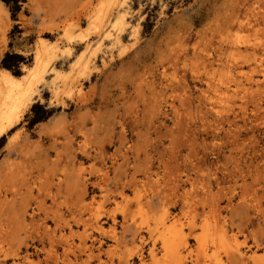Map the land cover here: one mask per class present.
<instances>
[{"label":"rangeland","instance_id":"obj_1","mask_svg":"<svg viewBox=\"0 0 264 264\" xmlns=\"http://www.w3.org/2000/svg\"><path fill=\"white\" fill-rule=\"evenodd\" d=\"M88 1L0 0V264H264V0Z\"/></svg>","mask_w":264,"mask_h":264},{"label":"bare ground","instance_id":"obj_2","mask_svg":"<svg viewBox=\"0 0 264 264\" xmlns=\"http://www.w3.org/2000/svg\"><path fill=\"white\" fill-rule=\"evenodd\" d=\"M88 1V0H87ZM99 1V0H98ZM110 1V0H109ZM122 1V0H121ZM242 2H243V0H242ZM255 2H256V0H255ZM85 3V2H84ZM88 3H89V1H88ZM97 3V2H96ZM102 3V2H101ZM110 3V2H109ZM256 4V3H255ZM80 6H81V4H79ZM88 5V4H87ZM247 5V4H246ZM84 6V5H83ZM86 6V5H85ZM253 6H254V4H253ZM93 7V6H92ZM107 7V6H106ZM245 7V6H244ZM251 6H250V4H249V7H247V8H250ZM81 9H83L82 7H80ZM108 8V7H107ZM254 8V7H253ZM99 9H100V7H99ZM252 9V8H251ZM0 10H2L1 8H0ZM103 10H105V9H103ZM247 10V9H246ZM3 11V10H2ZM1 11V12H2ZM248 11V10H247ZM253 11H255V10H253ZM243 12V11H242ZM241 12V13H242ZM259 12V11H258ZM88 13V12H87ZM238 13V12H237ZM236 12L234 13L233 12V16L235 15V14H237ZM252 13V12H251ZM253 13H255V12H253ZM253 13H252V15H253ZM260 13V12H259ZM258 13V14H259ZM73 14V13H72ZM244 14V13H243ZM247 14V13H246ZM250 14V13H249ZM263 14V13H262ZM261 14V15H262ZM230 15V14H229ZM245 15V14H244ZM243 15V16H244ZM255 15V14H254ZM253 15V16H254ZM260 15V14H259ZM260 15V16H261ZM230 16H232V15H230ZM246 16V15H245ZM248 16V15H247ZM256 16V15H255ZM254 16V17H255ZM236 17V16H235ZM93 18V17H92ZM227 18V17H226ZM226 18L224 19V20H226ZM230 18V17H229ZM243 18V17H242ZM245 18H247V17H245ZM256 18V17H255ZM261 18V17H260ZM263 18V17H262ZM231 19V18H230ZM236 19V18H235ZM235 19H233V20H235ZM238 19H239V17H238ZM252 19V18H251ZM256 19H259V17L258 18H256ZM223 20V21H224ZM249 20H250V15H249ZM263 20H264V18H263ZM121 21L123 22V20H122V18L121 17H119L118 19H116V24H119V23H121ZM229 21V20H228ZM227 21V22H228ZM231 21V20H230ZM230 21H229V23H230ZM240 21H242V20H240ZM240 21L238 20V22L240 23ZM244 24L245 23H249L250 21H248V18H247V21L244 19ZM107 22V21H106ZM112 22V21H111ZM226 22V23H227ZM232 22V21H231ZM253 22H256V20H253ZM238 23V25H240ZM242 23H243V21H242ZM257 23H258V20H257ZM262 23H264V22H262ZM223 24V23H222ZM228 24V23H227ZM236 24V23H235ZM244 24H243V27H244ZM258 24H260V22L258 23ZM232 25V24H231ZM248 25V24H247ZM225 26V25H224ZM227 26V25H226ZM246 26V25H245ZM248 26H250V24L248 25ZM254 25L252 24L251 25V27H253ZM109 27V26H108ZM228 27H230V24H229V26ZM256 27H257V24H256ZM259 27H261V26H259ZM264 26H262L261 28H263ZM46 28V27H45ZM102 28V27H101ZM245 28V27H244ZM248 28V27H247ZM254 28V27H253ZM253 30V29H252ZM261 30V29H260ZM264 30V29H263ZM74 31V30H73ZM107 31V30H106ZM109 32V31H108ZM263 32V31H262ZM264 33V32H263ZM84 34V33H83ZM87 34V33H86ZM101 37V36H100ZM104 37V36H103ZM102 37V38H103ZM255 43V42H254ZM253 43V44H254ZM89 44V43H88ZM211 44V43H210ZM256 44V43H255ZM212 45V44H211ZM256 45H258V44H256ZM261 45L263 46L264 44H262L261 43ZM39 46L40 45H38V47H37V49H36V51H35V57H34V65L31 67V68H28L27 69V71L25 72V74H23V75H21V76H15V75H12L8 70H6V69H0V137H3L4 135H6L13 127H14V125L15 124H17L18 123V121L20 120V118L22 117V115H23V113H24V111L26 110V108H28L30 105H33V103L35 102V100H34V98H41V95H40V90H39V87H37V84L38 83H41V85H45L46 84V79H45V68L47 67L46 65L48 64V61L47 60H45L46 58H45V56H48V54H49V51L47 50V48H44V46L43 47H40L39 48ZM221 46V45H220ZM219 46V47H220ZM227 46V45H226ZM259 46H260V44H259ZM258 46V47H259ZM246 47V46H245ZM249 47V46H248ZM250 47H251V45H250ZM249 47V48H250ZM258 47H253V49L254 50H256ZM260 48V47H259ZM213 49H214V47H213ZM219 49V48H218ZM218 49H217V51H218ZM238 49H239V47H238ZM252 48H250V50H251ZM75 50V49H74ZM228 50H229V48H228ZM231 50V49H230ZM233 50H235V54L236 53H239L243 58H248V57H250L249 58V60L250 59H252V60H254V61H256L257 59H256V55H255V53L258 51H253V52H251V51H249L250 52V54H249V52L247 51V54H249V55H245L246 54V51L245 52H242L240 49H239V51L238 52H236L237 50L236 49H233ZM244 50V49H243ZM249 50V49H248ZM241 51V52H240ZM33 52V51H32ZM224 52V51H223ZM234 52V51H233ZM231 53H232V51H231ZM243 53H245V54H243ZM257 54V53H256ZM216 55V54H215ZM231 55V54H230ZM237 55V54H236ZM211 56V55H210ZM224 56H226V55H224ZM234 56V55H233ZM238 56V55H237ZM262 56H264V55H262ZM200 57H201V55H200ZM205 57V56H204ZM220 57V56H219ZM43 58H45V59H43ZM120 58V57H119ZM195 58V57H194ZM202 58V57H201ZM200 58V59H201ZM216 58V57H215ZM199 59V58H198ZM198 59H196V61L198 60ZM214 59V58H213ZM237 59H238V57H237ZM259 59V58H258ZM201 60H203V59H201ZM200 60V62H203V61H201ZM212 60V59H211ZM210 60V61H211ZM216 60V59H215ZM241 60V59H240ZM243 60V59H242ZM248 60V59H247ZM252 60H250V61H252ZM121 61V60H120ZM224 61H225V63H226V60L224 59ZM232 61V60H231ZM236 61V60H235ZM260 61V60H259ZM199 62V63H200ZM207 62V61H206ZM209 62V61H208ZM237 62H239V61H237ZM75 63V62H74ZM203 63H205V62H203ZM219 63V62H218ZM224 63V64H225ZM230 63V62H229ZM240 63H243V61L242 62H240ZM201 64V63H200ZM227 64V63H226ZM225 64V65H226ZM236 64V63H235ZM248 65H249V62L247 63ZM253 64V63H252ZM258 64V63H257ZM257 64L255 65V66H257ZM208 65H210V64H208ZM221 65V64H220ZM224 65V66H225ZM228 65V64H227ZM240 64L238 63V66H239ZM207 66V65H206ZM252 66V65H251ZM250 66V67H251ZM259 66V65H258ZM80 67V66H79ZM87 65H83L82 66V72H85L86 70H87ZM223 67V66H222ZM228 67L229 68H236V66H233L232 64H230V65H228ZM254 67V66H253ZM54 68V71H55V75H54V78L56 79V78H60V76H62V74H61V72H60V70H58V69H56L55 67H53ZM204 68V67H203ZM220 68V67H219ZM225 68H227L226 66H225ZM224 68V69H225ZM262 68V67H261ZM199 69V68H198ZM205 69V68H204ZM207 69V68H206ZM228 69V68H227ZM231 69H229V70H231ZM252 69V68H251ZM254 69H255V67H254ZM203 70V69H202ZM228 70V72H231V71H229ZM250 70V69H249ZM219 71H221V70H219ZM218 71V69H217V72L219 73V74H221L222 73V71H221V73ZM203 72V71H202ZM216 72V71H215ZM252 72V71H251ZM258 72V71H257ZM256 72V73H257ZM71 73V72H70ZM204 73V72H203ZM206 73V72H205ZM224 73V72H223ZM247 73V72H246ZM259 73V72H258ZM214 74V73H213ZM236 74V73H235ZM243 74V73H242ZM231 75L232 74H230V77H231ZM248 75V74H247ZM252 75V74H251ZM257 75V74H256ZM221 76V75H220ZM223 76H224V74H223ZM222 76V77H223ZM236 76V75H235ZM219 77V76H218ZM227 78H229V76H226ZM243 77V76H242ZM247 77H250V76H247ZM208 78V77H207ZM235 78V77H234ZM243 78H245V74H244V77ZM54 79V80H55ZM210 79H212L211 77H210ZM231 79V78H230ZM229 79V80H230ZM237 79V78H236ZM247 79H250V78H247ZM254 79V78H253ZM54 80H50V83H48V84H46L47 86H48V89H51V93H55L56 91H58V87H57V85H55V82H54ZM70 80H71V78H70ZM229 80H227V81H229ZM207 81H209V78H208V80ZM233 81V80H232ZM239 81V80H238ZM238 81H237V83H238ZM245 81V80H244ZM223 82V81H222ZM235 82V81H234ZM254 82H256V80L254 81ZM258 82V81H257ZM260 82V81H259ZM210 83H211V81H210ZM213 84V83H212ZM216 85H218L217 83H215ZM216 85H214V86H216ZM239 85V84H238ZM261 85V84H260ZM207 86V85H206ZM237 86V85H236ZM209 87H211L210 85H209ZM219 87V86H218ZM209 89V88H208ZM211 91H213L212 89H211ZM216 91H218V90H216ZM56 93H58V92H56ZM220 93V92H219ZM218 94V93H217ZM211 96H212V94H211ZM220 96V95H219ZM53 97V96H52ZM213 97H215V96H213ZM56 105V104H55ZM43 152H45L44 153V155H47V152L46 151H43ZM43 152H41V154L43 153ZM56 156H58V157H60L59 155H56ZM85 208V207H84ZM95 222H97V220L95 221ZM172 230V229H171ZM171 230L169 231V232H171ZM167 233V234H171V233ZM165 235V234H164ZM212 235V234H211ZM166 236V238L168 237L167 235H165ZM171 237H172V234H171ZM171 239V238H170ZM168 240H169V238H168ZM217 243V242H216ZM167 245L169 246V244L167 243ZM167 246V247H168ZM242 255V254H241ZM243 256V255H242ZM241 256V257H242Z\"/></svg>","mask_w":264,"mask_h":264},{"label":"trees","instance_id":"obj_3","mask_svg":"<svg viewBox=\"0 0 264 264\" xmlns=\"http://www.w3.org/2000/svg\"><path fill=\"white\" fill-rule=\"evenodd\" d=\"M3 2H5V3H8V0H2Z\"/></svg>","mask_w":264,"mask_h":264}]
</instances>
